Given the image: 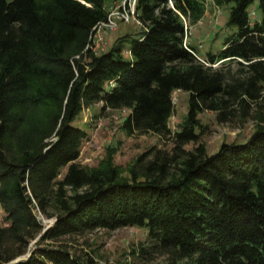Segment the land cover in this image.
I'll use <instances>...</instances> for the list:
<instances>
[{"label": "trees", "instance_id": "1", "mask_svg": "<svg viewBox=\"0 0 264 264\" xmlns=\"http://www.w3.org/2000/svg\"><path fill=\"white\" fill-rule=\"evenodd\" d=\"M116 1L0 0V264H97L68 242L130 227L150 244L134 257L264 264V0H211L230 6L237 31L204 60L184 45L203 0H138L141 35L95 52ZM177 91L189 95V111L172 132ZM96 104L128 110V136L152 133L171 148L149 149L125 179L110 159L83 167L88 134L73 123ZM205 112L219 124L253 120L256 131L211 155ZM36 212L54 225L44 232Z\"/></svg>", "mask_w": 264, "mask_h": 264}, {"label": "rangeland", "instance_id": "2", "mask_svg": "<svg viewBox=\"0 0 264 264\" xmlns=\"http://www.w3.org/2000/svg\"><path fill=\"white\" fill-rule=\"evenodd\" d=\"M121 2V0H118ZM206 6L205 16L197 24L190 26L186 23V44L197 50L201 60L205 54L218 53L223 48L225 40L232 36L236 27L228 25L230 6H217L211 0H203ZM252 20L261 17L259 4L251 7ZM143 29L136 21L129 24L121 23L115 32L105 34V44L99 53L109 51L117 39L123 36L138 38ZM217 67V66H216ZM175 105L174 115L170 119L172 132H177L187 122L189 111V95L180 91L173 94ZM129 111L102 110L101 104L85 109L73 125L88 134L84 142L78 162L86 168L99 165L102 160L110 159L119 170L122 178H129L132 167L137 159L153 147L170 149L171 143L155 134L128 136L123 125L129 116ZM204 127L205 135L201 142L208 149L209 154H215L225 143H245L256 131V122L248 120L245 123L219 124L214 113L205 112L199 116ZM190 145L188 149H191ZM44 226V232L51 228L56 219H46L36 212ZM6 215L0 209V226H6ZM40 237L32 242L30 249L37 247ZM75 250L89 253L97 264H167V257L151 253L134 257L131 251L147 248V231L139 228H121L114 231L97 230L83 238L68 242ZM29 255L22 259H25Z\"/></svg>", "mask_w": 264, "mask_h": 264}, {"label": "built area", "instance_id": "3", "mask_svg": "<svg viewBox=\"0 0 264 264\" xmlns=\"http://www.w3.org/2000/svg\"><path fill=\"white\" fill-rule=\"evenodd\" d=\"M137 2L138 0H121V2H115V4L109 8L106 21L99 24L93 38L92 46L95 52H98L104 47L105 34H108V32H115L121 23L129 24L132 21H136L141 25L137 18ZM184 45L187 47L186 39Z\"/></svg>", "mask_w": 264, "mask_h": 264}, {"label": "water", "instance_id": "4", "mask_svg": "<svg viewBox=\"0 0 264 264\" xmlns=\"http://www.w3.org/2000/svg\"><path fill=\"white\" fill-rule=\"evenodd\" d=\"M20 261H22V259H21V258H19V259L15 260L13 263H18V262H20Z\"/></svg>", "mask_w": 264, "mask_h": 264}, {"label": "crops", "instance_id": "5", "mask_svg": "<svg viewBox=\"0 0 264 264\" xmlns=\"http://www.w3.org/2000/svg\"><path fill=\"white\" fill-rule=\"evenodd\" d=\"M116 2H119V1L117 0ZM114 4H115V2H114V3H111V4L109 5V7H112Z\"/></svg>", "mask_w": 264, "mask_h": 264}]
</instances>
